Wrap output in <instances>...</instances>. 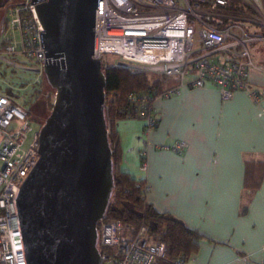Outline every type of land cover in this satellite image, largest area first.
I'll return each mask as SVG.
<instances>
[{
	"label": "built area",
	"instance_id": "1",
	"mask_svg": "<svg viewBox=\"0 0 264 264\" xmlns=\"http://www.w3.org/2000/svg\"><path fill=\"white\" fill-rule=\"evenodd\" d=\"M234 0H100L95 12L93 56L177 83L162 91H132L121 108L126 119L144 121V133L157 125L154 101L168 98L184 86L201 88L210 83L224 100L247 89L250 73L264 70L249 45L264 43V0L247 1L248 9ZM33 0H4L7 9L0 32V66L43 77L48 60L43 26ZM244 21L257 26L248 28ZM260 29L261 31H256ZM0 264H28L17 209L19 190L39 160V132L27 110L11 99L0 83ZM255 98L257 94L254 93ZM108 128L109 106L105 103ZM183 154L185 140L156 145ZM141 169H147L146 151ZM148 187H143L146 194ZM98 264H153L165 258L166 243L150 237L148 227L120 220L97 224ZM176 264H186L179 259Z\"/></svg>",
	"mask_w": 264,
	"mask_h": 264
},
{
	"label": "crops",
	"instance_id": "2",
	"mask_svg": "<svg viewBox=\"0 0 264 264\" xmlns=\"http://www.w3.org/2000/svg\"><path fill=\"white\" fill-rule=\"evenodd\" d=\"M254 60L264 64L261 54ZM154 108L158 123L149 135L141 119L117 120L123 146L125 139L134 146L122 167L145 180L147 201L158 211L215 240L202 241L186 264H264V178L254 192L244 188L246 161L264 160V70L251 71L248 88L230 99L207 83L157 98ZM176 140L187 142L183 154L156 147Z\"/></svg>",
	"mask_w": 264,
	"mask_h": 264
},
{
	"label": "water",
	"instance_id": "3",
	"mask_svg": "<svg viewBox=\"0 0 264 264\" xmlns=\"http://www.w3.org/2000/svg\"><path fill=\"white\" fill-rule=\"evenodd\" d=\"M55 89L39 132V160L17 209L28 264H98L97 224L114 187L106 78L93 56L100 0H33Z\"/></svg>",
	"mask_w": 264,
	"mask_h": 264
},
{
	"label": "trees",
	"instance_id": "4",
	"mask_svg": "<svg viewBox=\"0 0 264 264\" xmlns=\"http://www.w3.org/2000/svg\"><path fill=\"white\" fill-rule=\"evenodd\" d=\"M102 65L106 78L105 103L109 106L107 116L110 121L108 138L112 149L114 175V187L104 218L107 220H120L135 228L145 224L148 227L151 238L164 241L166 243V256L165 258H157L153 264H176L179 259L187 262L193 254L199 251L202 241L214 243L215 240L189 226L171 213L158 211L147 201L146 194L143 192L145 180L137 179L122 167L123 150L121 139L115 126L118 119L125 118L121 108L127 104V97L130 92L149 91L153 93L174 86L175 82H170L165 76H159L144 70L131 69L114 62L111 64H103L102 62ZM45 78L44 74L43 79ZM26 83L23 81L20 85L26 86ZM39 83L41 86L36 88L33 94L24 101L13 89L5 86V92L11 95L12 101L24 107L28 112L29 118L37 123L42 121L35 115L34 108L42 96L44 81L41 80ZM170 83L171 85L169 86ZM51 95V93H48L46 98L50 99ZM51 106H53V103ZM263 178L264 160H247L245 190L254 192L260 187ZM247 206V203L242 204L241 214L247 212Z\"/></svg>",
	"mask_w": 264,
	"mask_h": 264
},
{
	"label": "rangeland",
	"instance_id": "5",
	"mask_svg": "<svg viewBox=\"0 0 264 264\" xmlns=\"http://www.w3.org/2000/svg\"><path fill=\"white\" fill-rule=\"evenodd\" d=\"M247 1H250V0H234L233 4H234V7H236L237 9L247 10L248 9L247 8L248 7ZM254 1L258 5L260 4V0H254ZM6 15H7V9L4 6V0H0V32L2 31V24H3V20H4ZM244 24L248 28H251V29H254L257 26L256 24H252V23H249L247 21H244ZM249 48H250V51H251L254 59H256L260 54L262 55V57H264V55H263L264 43H255V44L249 45ZM115 60L116 59L112 56H106L104 61H103V64L104 63L105 64H111ZM41 80L44 81L43 92H42V96L39 98V100L37 101L35 108H34L35 109L34 110L35 115H37L40 118L39 120L42 121L41 123H39L40 125H42L45 122L46 118L49 116L51 109H52L51 104L54 102V96H55L54 92L55 91L50 86L49 82H47L48 80H46V78L43 79V77L39 78V76L37 74H34V73H28V72L18 71V70L9 71L8 69L0 66V83H2L4 86H7L8 88L13 89V91L18 94V96L22 99V101L29 98L31 96V94H33V91L36 88H39L41 86L39 83ZM23 81L27 82L26 86L20 85V83ZM48 93L52 94L50 99L46 98ZM127 120H129V119H127ZM133 120H136V119H133ZM118 121H116V123H115L117 125L116 127H119ZM131 123H133V122H131ZM125 124H127V123H125ZM143 133H144V131H143ZM121 145H122L123 154L125 152V153H127L128 156L133 155V153H134L133 147L134 146H130V144L128 143V140L125 139V145L123 146L122 142H121Z\"/></svg>",
	"mask_w": 264,
	"mask_h": 264
}]
</instances>
